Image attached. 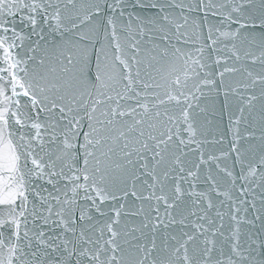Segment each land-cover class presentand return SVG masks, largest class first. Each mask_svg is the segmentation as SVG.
Returning <instances> with one entry per match:
<instances>
[{
	"label": "snow or ice",
	"instance_id": "6c2138e0",
	"mask_svg": "<svg viewBox=\"0 0 264 264\" xmlns=\"http://www.w3.org/2000/svg\"><path fill=\"white\" fill-rule=\"evenodd\" d=\"M0 264H264V0H0Z\"/></svg>",
	"mask_w": 264,
	"mask_h": 264
},
{
	"label": "water",
	"instance_id": "95a60500",
	"mask_svg": "<svg viewBox=\"0 0 264 264\" xmlns=\"http://www.w3.org/2000/svg\"><path fill=\"white\" fill-rule=\"evenodd\" d=\"M225 120H226V117H225Z\"/></svg>",
	"mask_w": 264,
	"mask_h": 264
}]
</instances>
